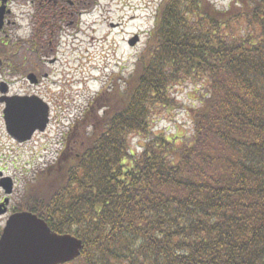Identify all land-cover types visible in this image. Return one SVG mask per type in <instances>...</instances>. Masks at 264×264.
<instances>
[{
	"label": "trees",
	"instance_id": "obj_1",
	"mask_svg": "<svg viewBox=\"0 0 264 264\" xmlns=\"http://www.w3.org/2000/svg\"><path fill=\"white\" fill-rule=\"evenodd\" d=\"M157 11L125 88L100 95L42 176L38 210L86 264H264V0ZM190 84L192 139L154 133L133 151Z\"/></svg>",
	"mask_w": 264,
	"mask_h": 264
},
{
	"label": "flooded vegetation",
	"instance_id": "obj_2",
	"mask_svg": "<svg viewBox=\"0 0 264 264\" xmlns=\"http://www.w3.org/2000/svg\"><path fill=\"white\" fill-rule=\"evenodd\" d=\"M65 1L0 0V238L12 214L28 210L27 203L40 206V195L35 191L42 181L38 176L41 163L26 157L38 151L40 134L29 126L40 123L41 91L49 101L59 99L47 85L54 82L50 75L58 71V41L61 42L66 22L83 14L80 1ZM79 30L73 29L76 33ZM21 100L25 101L21 111L32 116L21 126L23 135H30L24 142L12 138L6 119V110L18 106ZM19 111L20 107L14 108V115ZM15 154L21 162L10 166ZM45 166V170L53 169L51 162ZM35 178L40 181H33Z\"/></svg>",
	"mask_w": 264,
	"mask_h": 264
},
{
	"label": "rangeland",
	"instance_id": "obj_3",
	"mask_svg": "<svg viewBox=\"0 0 264 264\" xmlns=\"http://www.w3.org/2000/svg\"><path fill=\"white\" fill-rule=\"evenodd\" d=\"M103 7V12L105 15H100L102 11L96 12L92 20L89 21V25L84 27V32L82 36H77L80 38L73 39V45L67 47L72 53L60 55L59 59L65 62L63 64L62 72L58 70L57 75L62 78L63 81H72L74 89L80 86H86L91 90V93L96 92L104 85V81L107 78L102 76L108 74L107 76L113 79H119L115 77L121 72L120 80V92L125 88L126 81L130 79L136 71V62L140 56L143 49L146 47L147 33L149 29L154 28L156 24L155 12L156 7L160 0H100ZM219 7L226 8L234 0H213ZM119 24L112 27L111 23ZM118 26V27H117ZM141 32L142 39L140 44L135 47L128 45V38L133 36L134 33ZM107 38L106 41L102 39ZM70 36H67V40ZM82 40V42H81ZM89 50V51H88ZM88 54L98 55V53H103L106 51L108 56L116 55L119 58V67L115 66L112 61L105 60L108 69H98L97 67L102 64L103 61H94L96 66L95 70L85 71V65L87 63L85 56ZM81 54L80 56H78ZM110 54V55H109ZM102 58H104L102 56ZM84 64V68L82 65ZM113 69H116L113 72ZM72 70V71H71ZM65 73L67 75H65ZM72 73V74H69ZM96 79H94V77ZM72 78V79H71ZM127 79V80H124ZM196 86L193 84L182 85L177 90L180 92L178 98L183 102V106L173 114L165 113L155 119L153 123L152 133L147 134V136L136 135L132 139L133 151H141L143 148L141 145L154 135V133H162L168 137H174L175 140L180 141L184 139V142L190 141L193 135L194 128L190 116V109L195 105H198L201 99V93H196ZM78 98L74 103L76 104ZM86 103V102H85ZM77 114L76 110L71 112L72 116H60L53 119V126H57V144L53 145L52 148L57 150L61 147L59 144L60 133L65 131L67 127L71 125V122H79L81 116H75ZM89 130V128H87ZM180 137V138H179ZM45 147V145H43ZM49 149V147H48ZM54 150V149H52ZM43 154L46 152L45 149L42 150ZM70 264H86L82 259Z\"/></svg>",
	"mask_w": 264,
	"mask_h": 264
},
{
	"label": "water",
	"instance_id": "obj_4",
	"mask_svg": "<svg viewBox=\"0 0 264 264\" xmlns=\"http://www.w3.org/2000/svg\"><path fill=\"white\" fill-rule=\"evenodd\" d=\"M137 40L136 37L130 43L134 45ZM10 113L11 108L8 110V115ZM7 119L13 123L11 129L9 128L11 134L19 137V127L16 122L18 123L19 119H27V116H8ZM44 125L42 123V130ZM34 128L35 126H32L31 129ZM81 247L82 242L76 237L52 232L43 219L38 218L34 213L25 212L12 217L5 229L0 241V264L67 263L80 254Z\"/></svg>",
	"mask_w": 264,
	"mask_h": 264
}]
</instances>
